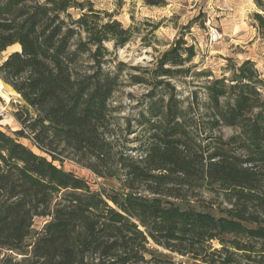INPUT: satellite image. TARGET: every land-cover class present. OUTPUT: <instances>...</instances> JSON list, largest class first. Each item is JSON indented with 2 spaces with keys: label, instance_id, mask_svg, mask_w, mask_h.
I'll return each instance as SVG.
<instances>
[{
  "label": "trees",
  "instance_id": "16d2710c",
  "mask_svg": "<svg viewBox=\"0 0 264 264\" xmlns=\"http://www.w3.org/2000/svg\"><path fill=\"white\" fill-rule=\"evenodd\" d=\"M252 17L264 30L263 14ZM132 33L90 0H0V53L20 46L0 79L23 102L18 130L0 127V264H174L173 253L264 264V79L254 61L227 57L228 76L192 72L202 82L183 96L169 79L190 75L195 53L177 38L151 67H132L130 84L150 88L144 109L119 119L111 101L126 65L111 69L106 42L117 49ZM65 158L119 186L92 188Z\"/></svg>",
  "mask_w": 264,
  "mask_h": 264
},
{
  "label": "rangeland",
  "instance_id": "374dc122",
  "mask_svg": "<svg viewBox=\"0 0 264 264\" xmlns=\"http://www.w3.org/2000/svg\"><path fill=\"white\" fill-rule=\"evenodd\" d=\"M90 1L95 9L111 13L125 28L130 27L133 30L132 39L122 47L113 49L112 42H106L107 48L116 56L115 62L110 64L111 69H114V64L118 61L126 65L120 74L122 84L111 101L112 105L119 109L116 114L119 119L133 118L144 109L146 94L150 88L146 84H130L129 76L136 72L132 67H142L141 69L151 67L157 55L177 38H183L187 45L192 44L195 53L191 61L184 65V67L194 65L190 75L180 76L177 80L169 79L183 96L190 93L195 86L194 83L202 82L200 81L202 79L195 78L192 72L207 69L213 76H228L229 72L225 70L228 64L227 57L238 64L245 59L253 60L259 75L264 79V30L259 29L258 22L252 17L253 12H259L264 16V11H261L264 0H225L229 3L231 11L224 9L223 0H166L165 6L160 7L144 5L141 0ZM210 26L221 32L217 42L210 41ZM10 52L12 49L1 51L0 63ZM194 79L199 81L193 82ZM22 104L21 97L8 99L0 93L1 129L9 133L18 130L19 123L14 113ZM232 132L231 128L222 127V134L228 136ZM22 141L30 144L25 139ZM62 168L85 178L92 188L108 189L119 186L115 180L98 178L89 169L69 158L64 159ZM199 197L209 200L212 195L201 193ZM211 201L221 207L225 206L221 198L213 196ZM212 211L218 213L215 207ZM44 221L45 218L36 217L33 228L39 229ZM212 244L219 247L217 241H212ZM171 258L174 264L193 262L188 256L176 253L171 254ZM238 259L233 264H247L244 258Z\"/></svg>",
  "mask_w": 264,
  "mask_h": 264
},
{
  "label": "bare ground",
  "instance_id": "6f19581e",
  "mask_svg": "<svg viewBox=\"0 0 264 264\" xmlns=\"http://www.w3.org/2000/svg\"><path fill=\"white\" fill-rule=\"evenodd\" d=\"M19 48H20L19 44H15L13 46L8 47L6 50L12 49V51H14L15 49H19ZM0 93L1 94L3 93L6 98L10 99L12 98L10 96L13 95L14 92L10 85L0 80Z\"/></svg>",
  "mask_w": 264,
  "mask_h": 264
},
{
  "label": "built area",
  "instance_id": "2783aa9c",
  "mask_svg": "<svg viewBox=\"0 0 264 264\" xmlns=\"http://www.w3.org/2000/svg\"><path fill=\"white\" fill-rule=\"evenodd\" d=\"M223 7L226 11H231V7L229 6V3H227L225 0L222 1ZM209 33L210 35V41L211 43L217 42L219 38L221 37V32H218L216 27H209Z\"/></svg>",
  "mask_w": 264,
  "mask_h": 264
},
{
  "label": "water",
  "instance_id": "95a60500",
  "mask_svg": "<svg viewBox=\"0 0 264 264\" xmlns=\"http://www.w3.org/2000/svg\"><path fill=\"white\" fill-rule=\"evenodd\" d=\"M12 88V87H11ZM13 90V89H12ZM13 95H11L10 97H14V98H17V97H20L18 93H16L14 90H13Z\"/></svg>",
  "mask_w": 264,
  "mask_h": 264
}]
</instances>
